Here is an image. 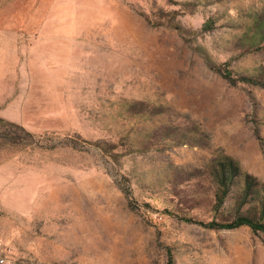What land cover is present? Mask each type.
Here are the masks:
<instances>
[{
  "label": "rangeland",
  "instance_id": "1",
  "mask_svg": "<svg viewBox=\"0 0 264 264\" xmlns=\"http://www.w3.org/2000/svg\"><path fill=\"white\" fill-rule=\"evenodd\" d=\"M0 117L56 144L0 145L6 264H264L183 219L232 218L246 174L260 209L264 0H0Z\"/></svg>",
  "mask_w": 264,
  "mask_h": 264
},
{
  "label": "trees",
  "instance_id": "2",
  "mask_svg": "<svg viewBox=\"0 0 264 264\" xmlns=\"http://www.w3.org/2000/svg\"><path fill=\"white\" fill-rule=\"evenodd\" d=\"M48 132L45 133H33L30 130L26 129L23 125L6 120L3 117H0V145L7 146L13 149H21L27 146H37L41 148H53L55 143L52 142V137L48 135ZM79 136L75 135L73 139L78 140ZM86 144H95L86 139H81ZM69 145V144H68ZM97 145V144H95ZM70 147L77 148L76 144H71ZM238 167L234 164L233 161L229 160L227 163H222L217 175L219 183V192H217V200L215 206L218 207L222 204L224 197L230 189L231 183L234 181V176L237 174ZM245 186L243 187L242 192V201L239 203L237 210L232 218H227L225 220H216L212 219L209 221L194 220L192 218L183 219L188 221H195L204 226L212 228H235L241 225L249 226L253 231H258L264 233V192L262 197L258 200L260 202L259 211L250 212H240V207L245 203L247 197L252 193L253 187H255V182L253 177L246 174L244 177ZM259 190L264 191V188L260 187ZM259 213V216L258 214ZM167 264H174L172 256L168 255Z\"/></svg>",
  "mask_w": 264,
  "mask_h": 264
},
{
  "label": "built area",
  "instance_id": "3",
  "mask_svg": "<svg viewBox=\"0 0 264 264\" xmlns=\"http://www.w3.org/2000/svg\"><path fill=\"white\" fill-rule=\"evenodd\" d=\"M8 250L3 238L0 236V264L7 263Z\"/></svg>",
  "mask_w": 264,
  "mask_h": 264
}]
</instances>
